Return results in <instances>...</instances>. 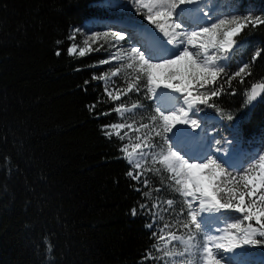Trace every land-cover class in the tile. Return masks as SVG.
Listing matches in <instances>:
<instances>
[{
  "label": "trees",
  "instance_id": "trees-1",
  "mask_svg": "<svg viewBox=\"0 0 264 264\" xmlns=\"http://www.w3.org/2000/svg\"><path fill=\"white\" fill-rule=\"evenodd\" d=\"M99 1L0 0V264H154L152 231L171 224V231L183 233L176 221L186 211L180 215L183 200L172 190L169 174L146 173L147 188L145 176L140 182L130 179L127 172L135 170L121 151L127 140L115 134L128 129L112 130L111 138L101 131L104 124L131 123L141 115L147 122L153 101L144 91L117 101L107 97L105 87L111 89L113 81L126 87L135 75L122 68L109 85L93 80V73L112 69L98 65L109 50L68 54L76 42L68 39L70 30L107 16ZM239 4L241 12L264 15V0ZM236 40L230 72L251 61L258 47L264 49V26L245 29ZM257 83H264V51L244 84L233 81L236 95L222 93L210 101L215 107L200 106L230 128L223 134L231 135L234 152L264 147V89L256 104L248 101ZM98 97L102 102L92 112L88 106ZM138 101L143 109L111 111ZM100 112L110 115L97 119ZM154 218V229L147 228ZM252 247L264 255V243Z\"/></svg>",
  "mask_w": 264,
  "mask_h": 264
},
{
  "label": "snow or ice",
  "instance_id": "snow-or-ice-1",
  "mask_svg": "<svg viewBox=\"0 0 264 264\" xmlns=\"http://www.w3.org/2000/svg\"><path fill=\"white\" fill-rule=\"evenodd\" d=\"M198 2L199 0H150L145 4L144 0H134L136 5L147 8V21L155 25L168 38V45L172 46L168 48L161 43L163 49L156 54L148 55L136 45L123 47L121 42L125 41L126 34L120 30L93 31L83 40L82 46L72 43L67 51L69 55H74L79 48V57H84L86 52L115 49L107 58L98 61V65L117 61L119 66L100 75L92 74L93 80L107 83L109 78L118 77L122 68L133 70L135 75L131 77L130 82H127L126 87L116 86L113 81L111 89L104 88V93L112 101L120 100L129 93L139 96L144 91L146 99L159 102L161 93L158 90L161 87L177 94L174 98L175 106L171 110L163 111L158 103L154 109L155 114L148 116L147 122L141 115L140 120L134 119L131 123L104 124L101 131L108 138L112 137V130L128 129L141 133L142 135L137 136L138 143L135 145L136 149H140L138 158L132 161L131 153L128 154L129 162L133 163L135 169L141 171H129L126 175L140 182L141 177L146 173L152 171L159 173L162 169L170 174L169 179L173 181L175 190L183 197L184 207L181 208L180 215H184L186 211V219L177 218L176 224L187 230V239L174 231H169L166 243L179 241L184 245V251L173 253L167 248H157V251H163L165 256L184 257L186 253L195 255L196 253L192 251L195 248L202 255L203 264H222L223 257L219 256L221 250L230 253L241 245L264 243V239L256 238H264V154L258 153L256 160L250 161L245 168L238 169L232 164L231 154L226 152L220 146L221 142L214 137L212 139L215 146L210 142L201 157L189 155L181 145L187 139L193 138L195 129L200 126L197 118L203 111L201 105L207 108L215 107L210 103L213 97L219 98L222 93L236 95L233 81L238 80L240 84H244L246 78L252 76V65L261 58L264 49L258 47L251 61L241 63L235 71H229L228 62L234 58L232 54L238 44L236 37L245 29L255 31L264 26V15L233 14L227 18L212 20L209 13L204 11L203 15L212 22L205 23L198 29L189 30L176 18V12L181 5ZM70 31L71 35L68 39L75 41L76 35L82 30L75 28ZM55 54L59 56L60 50L58 49ZM181 61L189 62L187 72L172 71L173 66ZM88 85L89 81L85 80L82 90L87 92ZM209 85L212 87H207ZM257 88L264 89V83L251 86L252 95L248 96L249 102L256 99ZM200 89L205 91L201 92ZM228 89H231L230 93ZM101 102L98 97L96 103L88 106L89 110L95 112L96 104ZM143 108L144 105L138 101L133 103L131 108L121 104L111 111L123 115L122 109L132 111ZM107 115H110V112L96 113L97 119ZM228 119L231 120L232 117L228 116ZM177 125H187L193 129V132L189 133L188 128H177ZM115 134L121 140L124 139L119 131ZM225 143L232 142L226 140ZM121 151H125V148H121ZM156 165L160 167L157 168ZM197 173L207 180V184L197 177ZM143 185L146 188L149 185L146 176ZM136 190L140 191L139 188ZM156 191L159 192L160 189L157 188ZM166 203L171 206L173 200L169 199ZM152 207L156 208L157 205L154 204ZM140 208L151 211L146 204H141ZM222 210L234 211L240 214L243 221L249 222L243 229V235L229 234L227 229H223L225 232L223 236L207 234L204 236L201 251L195 241L198 234L208 232L205 227V216L220 213ZM132 214H137L135 208ZM153 216L155 217L154 213ZM154 225L155 218L146 227L154 229ZM172 227L175 225H164L165 229ZM228 227L239 228V224L232 223ZM151 235L157 239V242L165 240L164 230L159 227H156ZM213 247L216 252L213 251ZM180 264L184 262L181 261Z\"/></svg>",
  "mask_w": 264,
  "mask_h": 264
},
{
  "label": "rangeland",
  "instance_id": "rangeland-1",
  "mask_svg": "<svg viewBox=\"0 0 264 264\" xmlns=\"http://www.w3.org/2000/svg\"><path fill=\"white\" fill-rule=\"evenodd\" d=\"M239 1L240 0H209L206 2L202 10L207 11L209 15L212 17V20H216L219 18H227L233 14H254L255 10L253 9L246 11V12H241ZM149 2L150 0H147V2H144V3L148 4ZM99 6L105 7L107 11V16L99 18V19L98 18L91 19V20L84 22L82 26L80 27V29L82 30L81 33L76 35L75 43H77L78 45L82 46L83 40L88 35H90L93 31L120 30L126 34L125 41L121 42L123 47L125 48L131 45H136V46L141 47L142 50H144L143 49L144 47L146 48L145 50L146 53L149 55L148 50L150 51V49L148 48L149 47L148 40L146 38L148 35H150V37L155 38L156 43L158 42V37H160V39L163 42L162 43L163 45L170 46L168 48L172 47L171 45H168V42H167L168 38L165 37L162 32H160L155 27L156 30L160 32L159 36L157 37L153 29L147 26L149 24L146 18L148 10L147 8H142L139 5H136L134 3V0H113V1L101 0L99 1ZM178 9H182V6H180V8ZM182 15L176 12V18L182 21L185 27L189 30L198 29L199 26L205 23L212 22L208 20V18H202L205 22L203 21L202 24H199L196 26L194 24L189 23V21H191V18L188 17V15H186L184 12H182ZM131 30H133L135 33L133 34L132 32H130ZM141 36L143 37V39H141ZM131 37H133L132 39H137L139 37L140 40L138 41V43H135L132 41V39H130ZM105 46L107 47V45ZM93 47H96V45H93ZM112 51H115V49H109V54ZM78 52H79V48L77 49V53ZM188 63H189L188 61H181L179 64L174 65L171 70L178 71L181 73H186ZM108 65H110L111 68L119 66L117 61H112L110 64H106L105 66H108ZM107 70H111V69H107ZM162 71H169V70H162ZM109 83H110V78L106 84L109 85ZM158 91L161 93V96L159 98V102L156 100H152L153 101L152 109L151 111H148L150 116L155 114L154 109L155 107H157L158 103L163 111L171 110L175 106V103H176L174 98L176 97L177 94L171 93L170 90L164 89L163 87H161V89H159ZM124 111L125 110L122 109V112ZM197 120H198V124L200 125L198 128L195 129V132L198 133L197 135L198 139L194 140L193 138H189L185 141L186 143L189 142V140H192V142L194 143H200L203 146V150H204L202 154L203 156L205 151L207 150L208 144L210 142H213V145H214V141L212 139L214 137L215 140H218L221 142L220 146L223 147L225 151L228 148V150L233 152L232 150L233 143H225L226 140L231 141L230 140L231 135H225V133L223 134V131L224 130L227 131V128H229L227 127L225 122L221 121L219 117H213L211 115H207L203 111L199 113ZM179 128H186V127L184 125H179ZM174 130L175 129H173V132H175ZM187 131L191 133L193 132V129L191 128V129H188ZM125 133H127V135H125ZM140 135L142 134L137 133L135 131H131V130H127L122 135L127 140L124 146L125 151L123 152L128 162L130 159L128 155L129 153H131L132 161H135L138 158L137 154L140 151V149H136L135 145L138 143L137 136H140ZM158 139L159 138H157V140ZM236 144L237 143H235V145ZM181 147L183 146L181 145ZM258 153L264 154V147L260 150L258 148H253L249 150L242 149L236 152L235 154H241V157L239 159L238 155H234L235 159H237L238 157V161H239L237 162L238 163L237 166H234V167L238 169L245 168L249 164L250 161L257 159ZM130 164L132 165L135 171H141L139 169H135L133 163H130ZM197 177L202 179L203 182L207 184V180L203 177H200L198 173H197ZM169 181L171 182L170 185H171L172 190H174L175 186L173 184V181H171L170 179ZM177 193L181 197L180 193L179 192ZM181 199L183 200V197H181ZM183 219H186V217L184 218L181 217V220ZM232 223L239 224V228L228 227V225ZM248 223H249L248 221H243L240 218V214L235 213L234 211L222 210L220 213H217L214 215H206L205 216V227L208 229V232L198 234L196 237L195 243L198 245V247L202 251V245H203L205 235L211 234V235L223 236L225 235V232L223 231V229H227V233L232 234V235L241 236L243 235V229L247 227ZM252 223H253V226L255 227L256 225L254 221ZM163 227H164V224H163ZM179 227L181 226L179 225ZM172 228L170 229L161 228L164 230L165 240H161L157 242V239L155 238L156 244L151 254V259L154 260V264H180L181 261H183L184 264H203L202 255L199 252H197L195 248L192 249V251L196 253L195 255H188L186 253L184 257H180L176 255L165 256L163 251H157V248H160V249L167 248L173 253L184 251V245L181 244L179 241H171L170 243H166L167 233L171 231ZM181 229L183 228L181 227ZM186 231L187 230L183 229L182 234H179V233H176V234L181 235L185 239H187ZM252 246L253 245H241L240 247L233 249L232 252L230 253H224L221 250L219 252V256L223 257L222 264H264V255L253 253L251 250L253 248ZM213 251L216 252V249L214 247H213Z\"/></svg>",
  "mask_w": 264,
  "mask_h": 264
},
{
  "label": "bare ground",
  "instance_id": "bare-ground-1",
  "mask_svg": "<svg viewBox=\"0 0 264 264\" xmlns=\"http://www.w3.org/2000/svg\"><path fill=\"white\" fill-rule=\"evenodd\" d=\"M206 0L204 1V5L206 4ZM194 4H192V5H183L182 6V9H177V12L180 14V15H182V12H185L186 13V15H188V14H190V16L189 17H191V19H192V22H194L193 24L194 25H199V24H202V22H200L199 20L201 19V16H198V14H193V11L194 10H196V8L193 6ZM187 10L189 11V12H187ZM183 16V15H182ZM205 22V21H204ZM151 24V23H150ZM152 25V24H151ZM130 32H132L133 34L135 33L133 30H131ZM158 33L160 34V32L158 31ZM144 34H146V33H144ZM131 36H133V35H131ZM133 37H131L130 39H132ZM141 39H143V37L141 36ZM140 39H139V37L137 38V39H132V41L133 42H135V43H138V41H139ZM147 40H148V46H149V49H150V51L148 50V52H149V55H153V54H156V53H158V52H160V50H157L156 51V53H153L154 52V50L155 49H157L158 47H159V45H160V43H159V39H158V42L156 43V40H155V38H153V37H150V35H148L147 36ZM146 46V45H145ZM167 47H170V46H167ZM143 49L144 50H146V48H144L143 47ZM163 49V46H162V48H161V50ZM186 128H188V129H191L190 127H188L187 125H184ZM177 128H179V125H177L176 126ZM175 131V130H174ZM190 133V132H189ZM197 135H198V133L197 132H195L194 134H193V139L194 140H197L198 139V137H197ZM183 148H184V151H186L189 155H192V156H197V157H200V156H202V154H203V146L200 144V143H194V142H192V140H189V142H185L184 141V143H183ZM230 150H228V148L226 149V152H228V153H230L229 152ZM206 152V151H205ZM232 153V154H231ZM230 154H231V157H232V164H233V166H237V162H239L238 161V157H237V159H235V156L234 155H238L239 156V159H240V157H241V154H235V153H233V152H231ZM235 159V160H234Z\"/></svg>",
  "mask_w": 264,
  "mask_h": 264
},
{
  "label": "water",
  "instance_id": "water-1",
  "mask_svg": "<svg viewBox=\"0 0 264 264\" xmlns=\"http://www.w3.org/2000/svg\"><path fill=\"white\" fill-rule=\"evenodd\" d=\"M262 94H263V89L257 88L256 89V99L251 101V104H253V105L256 104L260 100V98L262 97ZM250 95H252V91L250 92Z\"/></svg>",
  "mask_w": 264,
  "mask_h": 264
}]
</instances>
